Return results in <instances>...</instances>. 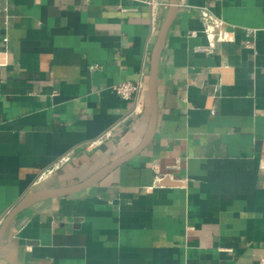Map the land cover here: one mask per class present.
<instances>
[{
    "label": "crops",
    "instance_id": "crops-1",
    "mask_svg": "<svg viewBox=\"0 0 264 264\" xmlns=\"http://www.w3.org/2000/svg\"><path fill=\"white\" fill-rule=\"evenodd\" d=\"M169 6L0 0V226L29 194L78 184L140 144ZM125 81L143 84L133 115L115 90ZM262 258L264 0H180L152 142L99 183L18 213L0 264Z\"/></svg>",
    "mask_w": 264,
    "mask_h": 264
},
{
    "label": "water",
    "instance_id": "water-1",
    "mask_svg": "<svg viewBox=\"0 0 264 264\" xmlns=\"http://www.w3.org/2000/svg\"><path fill=\"white\" fill-rule=\"evenodd\" d=\"M180 0H170V6L163 22V25L159 31L158 37L156 39L154 48L152 50V59H151V73L149 79V97H150V118L147 126V130L140 142V144L128 152L127 154L119 157L114 160L110 164L98 170L92 176L87 178L86 180L67 187H61L56 189H46V190H38L35 191L28 196L24 197L4 218L1 226H0V245L4 239V236L14 219V217L28 208L29 206L46 199H51L55 197H63L75 194L81 190H84L96 183H99L103 180L107 175H109L112 171L118 168L120 165L128 162L135 155L141 153L154 139L157 123H158V78H159V70H160V59L165 47L166 38L168 35V31L176 14L178 12V5Z\"/></svg>",
    "mask_w": 264,
    "mask_h": 264
},
{
    "label": "built area",
    "instance_id": "built-area-1",
    "mask_svg": "<svg viewBox=\"0 0 264 264\" xmlns=\"http://www.w3.org/2000/svg\"><path fill=\"white\" fill-rule=\"evenodd\" d=\"M203 16L206 21L210 20V17L206 12L203 13ZM251 33L252 31H249L248 35H251ZM142 89L143 84L141 82L134 83L130 81H125L115 86V90L121 98H123L124 100H131L136 102L135 107L131 112L132 115L143 110V100L141 97ZM65 159L66 158H62V161H64ZM260 264H264V258L261 259Z\"/></svg>",
    "mask_w": 264,
    "mask_h": 264
}]
</instances>
